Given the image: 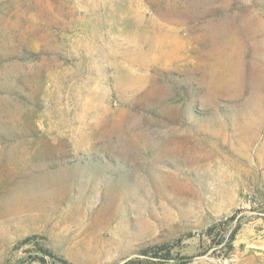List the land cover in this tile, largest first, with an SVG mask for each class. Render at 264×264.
<instances>
[{
  "label": "rangeland",
  "instance_id": "rangeland-1",
  "mask_svg": "<svg viewBox=\"0 0 264 264\" xmlns=\"http://www.w3.org/2000/svg\"><path fill=\"white\" fill-rule=\"evenodd\" d=\"M162 246L264 264V0H0V264Z\"/></svg>",
  "mask_w": 264,
  "mask_h": 264
},
{
  "label": "trees",
  "instance_id": "trees-1",
  "mask_svg": "<svg viewBox=\"0 0 264 264\" xmlns=\"http://www.w3.org/2000/svg\"><path fill=\"white\" fill-rule=\"evenodd\" d=\"M234 221V217H230L227 221H225V223L224 224H229L230 222H233ZM220 224H214L213 226H211L209 229H207L206 231H205V234L208 236V237H210L212 234H213V231L215 230V229H217V227L219 226ZM233 226V225H232ZM239 230V223H238V221H236V225H235V227L232 229V230H228L227 231V234H228V236H227V238H226V241H227V250L225 251L226 253H228V252H230V250H231V243L233 242V240H234V238H235V236H236V233H237V231ZM223 232V231H222ZM215 236V235H214ZM222 238H221V241H224L225 240V237L222 235L221 236ZM160 250H165L166 252H165V254H164V260L165 261H169V260H171L173 257L171 256V254H170V251H169V247H166V246H162V247H160ZM174 260H176V261H178L179 262V264H186L187 262H189L191 259H192V257H185V256H177V257H174L173 258ZM40 262H42V263H45V261H44V259H40ZM62 264H67V262L66 261H63V260H61L60 261Z\"/></svg>",
  "mask_w": 264,
  "mask_h": 264
}]
</instances>
